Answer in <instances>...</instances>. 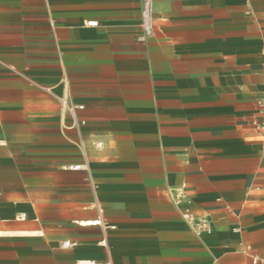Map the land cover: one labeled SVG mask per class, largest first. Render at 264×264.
<instances>
[{"label":"crops","instance_id":"0c3cea01","mask_svg":"<svg viewBox=\"0 0 264 264\" xmlns=\"http://www.w3.org/2000/svg\"><path fill=\"white\" fill-rule=\"evenodd\" d=\"M142 1L0 0V264H264V0Z\"/></svg>","mask_w":264,"mask_h":264},{"label":"built area","instance_id":"2783aa9c","mask_svg":"<svg viewBox=\"0 0 264 264\" xmlns=\"http://www.w3.org/2000/svg\"><path fill=\"white\" fill-rule=\"evenodd\" d=\"M152 0H143L142 1V6H141V22H140V27L142 29L143 32V37H147L150 35L151 33V29L153 26V9H152ZM87 25H91V26H95L96 23L95 22H89ZM59 104H60V108L63 112H65L66 114H69L70 117L75 121L76 126L78 125L77 123V117H76V112L77 110L81 109V106H76V105H72L70 104L66 98L62 97V98H58ZM80 148H81V153L83 154V146L80 144ZM84 157V155H83ZM71 170L73 171H78V170H82L85 171L87 173V180L89 181L91 187H93L94 189V185H93V180L92 177L90 175V170L89 167L87 165L86 160H84L83 164H78L75 166L70 167ZM185 197L184 194V190L182 188H178L176 190V199L177 200H181ZM183 219L187 222V224L192 227L195 231L197 232H202V233H210L211 232V225L208 219L204 218V217H197L195 215H193L192 213H190L189 211H184L183 214ZM94 224L97 225H101V221H95ZM102 244L104 245L105 243L102 242ZM64 247H68L70 246V242H65L63 244ZM256 261V260H255ZM78 264H97L93 261H81ZM108 264V263H106Z\"/></svg>","mask_w":264,"mask_h":264}]
</instances>
